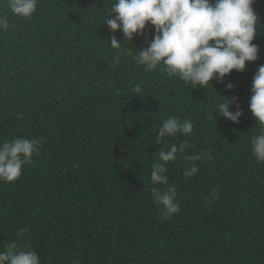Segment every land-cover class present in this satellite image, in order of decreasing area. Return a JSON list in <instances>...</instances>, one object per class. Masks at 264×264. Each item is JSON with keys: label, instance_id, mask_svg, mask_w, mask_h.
<instances>
[{"label": "trees", "instance_id": "16d2710c", "mask_svg": "<svg viewBox=\"0 0 264 264\" xmlns=\"http://www.w3.org/2000/svg\"><path fill=\"white\" fill-rule=\"evenodd\" d=\"M115 2L38 0L22 18L0 0L9 21L0 32V143L42 141L18 179L0 180V251L17 241L41 264H264V162L252 154L260 125L249 108L264 65V0L252 5L259 58L208 88L184 85L163 65H138L129 53L146 47L155 28L131 41L113 33L104 21ZM113 34L121 49L110 46ZM233 96L238 123L216 111ZM169 116L191 120L193 132L156 143ZM184 141L190 147L166 165L180 212L165 218L151 188L167 186L153 185L151 168L162 146ZM206 151L214 158L196 161L198 174L185 178L193 163L185 157Z\"/></svg>", "mask_w": 264, "mask_h": 264}, {"label": "clouds", "instance_id": "9594fccd", "mask_svg": "<svg viewBox=\"0 0 264 264\" xmlns=\"http://www.w3.org/2000/svg\"><path fill=\"white\" fill-rule=\"evenodd\" d=\"M255 0H116L104 22L115 33L121 30L124 39H133L134 34H143L146 26L155 28L153 39L136 53H129L132 59L145 71L160 69L169 77L176 76L184 85L207 87L213 79L223 83L224 77L233 70L242 72L246 62H254L259 56V46L253 43L259 18L252 5ZM13 14L22 18H31L36 11L38 0H7ZM115 13L114 18H110ZM9 21L0 15V32L7 31ZM121 41L113 34L110 46L121 49ZM123 53L113 57V64H119ZM232 90L234 85H226ZM134 94H142L140 84L134 85ZM235 105V110L230 107ZM249 108L260 125L259 134L251 139L252 154L257 162H264V65H260L253 76ZM224 118L239 122L243 110L239 107V98L233 96L223 99L217 110ZM193 132V123L185 119L169 116L158 128L156 143H162L165 137L177 134L189 136ZM42 141L17 137L0 143V180L14 182L22 175L24 165L32 163L33 155L40 154ZM190 145L187 141L179 145L171 144L167 149L158 150V160L153 163L150 179L153 185H166V190L153 186L151 194L161 214L169 218L180 212L176 202L175 184L169 183L167 163L177 159V154L185 153ZM210 151L186 156L192 161L183 171L185 178L198 174L195 163L200 160H212ZM213 198L218 189H213ZM20 229L18 237L24 235ZM0 264H41V257L31 248L12 241L6 250L0 251Z\"/></svg>", "mask_w": 264, "mask_h": 264}]
</instances>
